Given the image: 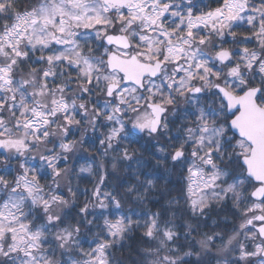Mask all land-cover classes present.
Listing matches in <instances>:
<instances>
[{"label": "snow or ice", "instance_id": "snow-or-ice-1", "mask_svg": "<svg viewBox=\"0 0 264 264\" xmlns=\"http://www.w3.org/2000/svg\"><path fill=\"white\" fill-rule=\"evenodd\" d=\"M0 264H264V0H0Z\"/></svg>", "mask_w": 264, "mask_h": 264}]
</instances>
